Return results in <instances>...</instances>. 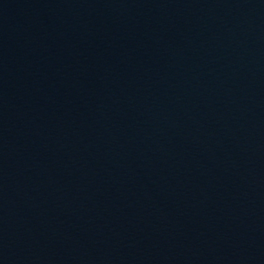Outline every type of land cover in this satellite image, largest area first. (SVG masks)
Listing matches in <instances>:
<instances>
[{
	"label": "water",
	"instance_id": "obj_1",
	"mask_svg": "<svg viewBox=\"0 0 264 264\" xmlns=\"http://www.w3.org/2000/svg\"><path fill=\"white\" fill-rule=\"evenodd\" d=\"M0 264H264V0H0Z\"/></svg>",
	"mask_w": 264,
	"mask_h": 264
}]
</instances>
